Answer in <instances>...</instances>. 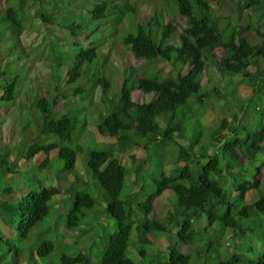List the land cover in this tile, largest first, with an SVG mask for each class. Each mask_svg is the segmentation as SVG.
Listing matches in <instances>:
<instances>
[{
  "label": "trees",
  "instance_id": "trees-1",
  "mask_svg": "<svg viewBox=\"0 0 264 264\" xmlns=\"http://www.w3.org/2000/svg\"><path fill=\"white\" fill-rule=\"evenodd\" d=\"M32 1L38 3V0ZM95 1L84 8L95 21L111 18L120 10V0ZM174 2L176 7L171 13L162 8L158 10L159 7L145 13V22L138 25L137 32L124 38V44L136 59L157 62L156 67L163 78H142L136 84L137 90L154 94V99L150 103H135L133 90L124 83L119 105L100 121L97 128L101 135L115 139L125 153L135 148L149 151L152 145L164 148L174 143L178 147V156L174 159L177 167L168 175L162 173L156 180L154 193L140 202L138 194L146 187V184L141 185V175L148 160L135 166L137 156H131L135 184L140 190L122 198L126 185L125 163L113 150L90 153L88 169L104 192L107 215L117 223V231L109 237L108 246L101 255V264H135L129 253L133 225L137 224L142 246L139 251L144 256L145 246L153 243L150 234L167 231L164 220L178 228L180 245L192 249L183 252L179 248H170L165 264H196V255L207 258L206 262L198 259L202 264H208L212 255L217 256V264H264V247L260 251L248 245L247 251L241 252V247L249 240L253 242L257 238L264 244V122H258L256 130H252L249 128L252 124H245L242 117L245 104L252 102L256 92L264 88V0ZM24 8H28L27 5ZM63 9L68 11L67 5L60 7L61 11ZM127 11L136 14L139 10L126 0L121 15ZM20 12L13 7L12 0H0V18H5L16 35L24 30ZM34 18L47 23L55 17L37 12ZM50 24L54 25L53 22ZM68 30L76 38L81 28L74 24ZM218 50L223 52L221 58L216 53ZM97 57L95 47L82 50L68 72V82L77 81L84 66L93 63ZM162 63L168 64L170 70L164 72L159 67ZM211 69L221 86L210 90L211 97L207 98L202 90L209 87ZM204 73L208 74L206 86L202 84ZM97 83L102 87V94L108 96L110 79L100 77ZM242 88L247 89L245 96L241 94ZM84 91V87H79L73 95ZM48 95L52 97L51 101L43 97L36 105L45 120L40 134H53L57 141L34 143L23 157L31 161L43 153L46 156L41 164L43 168L50 165L51 153L58 151L59 159L65 162V171L72 173L76 168L77 151L62 144L72 140L76 122L68 115L55 119L54 112L62 97ZM212 97L219 100L220 116L210 128L200 123L203 129L214 128L211 139L204 144L203 133L189 139V118L186 116L192 111L189 100L194 98V104L204 113L217 106ZM14 98L15 82L7 81L2 88L1 100L10 102ZM211 146L217 152L212 153ZM3 157L0 155V170L10 168ZM202 160L206 161L203 163ZM8 171L11 173V169ZM75 178L78 181V177ZM167 191L177 196V207L174 208L177 217L169 211L159 218L155 202ZM10 193L7 195L12 196ZM60 194L58 187H45L40 192L29 191L16 200L12 197L11 202L0 194V221L5 226L16 225L20 237L27 238L50 215V204ZM250 194L256 197L248 200ZM133 202H136L134 206ZM95 205L91 194L75 192L73 205L66 214V229L80 227L88 218L87 212ZM0 242L13 252V257L7 258V250L0 257L1 264H35L39 258L45 262L56 248L52 240H43L38 249L32 250L30 257L22 259L16 244L2 231ZM231 242L235 245L233 250ZM252 254L255 257H251ZM59 264H92V260L83 253L73 257L63 254Z\"/></svg>",
  "mask_w": 264,
  "mask_h": 264
},
{
  "label": "rangeland",
  "instance_id": "rangeland-1",
  "mask_svg": "<svg viewBox=\"0 0 264 264\" xmlns=\"http://www.w3.org/2000/svg\"><path fill=\"white\" fill-rule=\"evenodd\" d=\"M89 2L96 1L38 0V3L34 4L32 0H26V3L25 0H12L13 7L21 11L20 19L24 30L20 35L13 33L5 18H0V74H4L0 77V155L4 156L10 166L0 170V194H4L1 197L11 202L29 191L40 192L45 187L61 189V194L50 204V215L36 230L31 231L27 238L20 237L16 225L5 226L0 221V231L16 244L22 259L30 257L32 250L38 249L43 240L49 239L55 243L53 254L45 262L38 257L39 262L35 264H59L63 254L73 257L80 253L87 255L92 260V264H101V255L108 246L109 237L116 233L117 223L107 215L104 192L88 169L87 162L91 152L113 150L125 163L126 185L122 198L140 190L135 184L131 156H137L135 166L148 160L147 168L141 175V185L146 184V187L138 194L140 202L154 193L156 180L161 178L162 173L168 175L171 169L177 167L174 159L178 156V147L174 143L164 148L152 145L149 151L135 148L125 153L115 139L101 135L97 128L100 121L119 105L124 83L133 90L132 99L135 103H150L154 99V94H145L137 90L136 84L142 78H163L156 67L157 62L136 59L130 48L124 44V38L135 34L138 25L145 22L143 18L145 13L155 11V7L171 13L176 7L174 0H129V3L136 6L139 11L136 14L127 11L124 16L121 15V11L123 7L126 8V0H120V10L111 18L98 21L85 13L84 8H87ZM24 5L28 8L23 9ZM62 5H67L68 11L65 9L61 11ZM37 12L53 15L55 18L45 23L41 19L34 18V13ZM50 22L54 25L51 26ZM74 24L81 28L76 38H73L68 30ZM89 47L97 48L98 57L93 63L84 66V72L77 81L69 83L68 72L79 53ZM216 53L220 58L223 56L221 50ZM159 67L164 72L170 70L168 64L162 63ZM100 77H107L111 81L108 96L102 94V87L97 83ZM7 81L15 82V98L13 101L3 102L2 88L6 86ZM207 82L208 74L204 73L203 86H206ZM245 84L249 83L245 82ZM220 86L221 81L211 69L210 84L208 89L202 90L203 94L210 98V90ZM79 87H84L85 93L73 95ZM51 93L53 96L56 94L62 97L60 105L55 109L54 118L68 115L76 122L72 140L62 144L77 151L76 168L72 173L65 171V162L59 159L58 151L51 153L50 165L43 168L41 164L46 158L43 153L31 161H26L23 157L34 143L48 144L57 141L53 134H40L45 120L44 115L36 107L37 102L43 97L51 101L52 97L48 95ZM256 93L252 97L253 101L245 104L246 109L242 115L245 124H252L249 125L252 130H256L258 122H264V88ZM241 94L245 96L247 89L242 88ZM212 98L217 106L214 105L215 108L204 113L203 109L194 104V98L189 100V107L192 109L186 114L189 118L187 124L189 139L192 140L194 135L199 133L204 134L202 138L204 144H208L211 139L214 128L203 129L200 123L208 127L213 126L220 116L219 100L216 97ZM140 143L143 145L144 141L141 140ZM211 150L212 153L217 152L213 146ZM118 156L115 154L116 158H119ZM205 161L202 160L203 163ZM8 169H11V173ZM75 176L78 177V181ZM5 189H8V192L4 193ZM80 191L91 194L96 205L89 213L87 212L88 218L80 227L67 230L66 214L73 205L75 192ZM9 192L12 196H8ZM253 196L254 194H250L248 200L256 197ZM134 204L136 202H133L132 206ZM175 206L177 207V196L170 191L165 192L155 202L156 216L163 218L172 211V215L177 217ZM168 221L164 220L167 227L165 233L154 231L150 234L153 243L145 246L144 256L139 251L142 246L139 242L137 224L133 225L129 253L135 264H165L170 248H179L183 252L192 251L186 249L183 244L180 245L178 228ZM248 245L253 250L260 251L264 247L263 242L260 243L256 238L253 242L247 241V244L241 247L242 253L247 251ZM230 246L232 250L235 249L233 242ZM7 250V258H12L11 248L0 242V257L4 256ZM252 256L255 257L254 254ZM212 257L208 264H217V256L212 255ZM223 258H226V254ZM198 259L206 262L207 258L195 256L196 264H202Z\"/></svg>",
  "mask_w": 264,
  "mask_h": 264
}]
</instances>
